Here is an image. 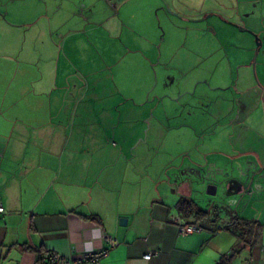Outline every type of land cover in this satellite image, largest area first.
<instances>
[{
	"label": "crops",
	"instance_id": "1",
	"mask_svg": "<svg viewBox=\"0 0 264 264\" xmlns=\"http://www.w3.org/2000/svg\"><path fill=\"white\" fill-rule=\"evenodd\" d=\"M93 1L96 0L81 3L83 7L94 6ZM115 4L106 0L104 6L115 9ZM70 9L71 6L62 21L54 15L58 22L50 24L47 31L56 30L64 47L76 36L69 44L73 57L68 59L77 65L78 77L67 67L60 68L53 56L48 87L41 84L45 71L38 66L36 73L27 75V79L36 80L37 87L25 90V64L30 61L6 52L10 42L3 45L0 205L4 211L0 214V264H46L48 259L40 258L51 253L70 260V264H264V237L258 235L257 241L249 246L231 231L219 228L225 224L208 222L211 217L188 216L178 209L180 199L194 200L184 183L193 173L190 169L185 174L177 164L172 170L165 168L153 173L150 162L142 166L136 163L139 158L119 134V148L106 145L107 137L102 132L112 127L117 111L126 118L128 113L132 114L138 121L137 113L151 101L147 56L133 60L141 66L143 76L140 75L138 87L124 88L129 102L97 104L81 100L73 104L87 90L92 91L88 96L93 101H97L98 95L117 96L119 90L112 73L94 66L95 54L87 48L91 41L93 48L97 45L94 39L88 42L84 39L85 33L92 32L84 25L91 17L77 16ZM113 13L111 9L104 12L103 19L111 18ZM114 55L107 65L115 67L121 61ZM46 61L38 58V63ZM82 75L89 76L90 81L85 83ZM58 81L62 83L57 84ZM261 94V106L253 105L251 98L245 100L243 107L248 113L239 127L246 135L244 150L249 154L256 152L264 169V92ZM92 125L98 130L89 131ZM194 125L192 138L201 139L200 129L205 126L197 122ZM217 144L218 140L213 139L210 149H216ZM187 156L184 159V154L181 159L197 165L199 155ZM121 218L124 222H120ZM185 224L201 230L182 233L180 228ZM103 234L117 240L108 255L99 262L78 260L86 250L108 246ZM153 250L158 254L143 258ZM224 256L226 259L222 260Z\"/></svg>",
	"mask_w": 264,
	"mask_h": 264
},
{
	"label": "rangeland",
	"instance_id": "2",
	"mask_svg": "<svg viewBox=\"0 0 264 264\" xmlns=\"http://www.w3.org/2000/svg\"><path fill=\"white\" fill-rule=\"evenodd\" d=\"M111 1L116 2L115 9L105 8L106 0L85 7L81 0H0V61L4 58V43L10 42L9 48L15 45L6 52L30 61L24 71V89L29 91L37 84L27 75L36 73L38 66L45 71L41 84L48 87L53 56L60 68L65 66L78 77L77 65L68 59L73 57L69 44L76 36L64 47L58 32L47 29L58 22L56 19L62 21L69 6L77 16L91 17L84 25L92 32L85 33L84 39H94L98 46L93 48L91 41L87 48L95 54L94 66L112 73L120 94L98 95L93 101L88 96L92 91L87 90L73 104L81 100L97 104L129 102L124 88L138 87L143 76L141 66L133 60L147 56V96L151 101L137 113L138 121L132 114L126 118L117 111L112 127L102 132L107 137L106 145L119 148V134L139 158L136 163L142 166L150 162L153 173L172 170L177 164L185 174L190 169L193 173L184 183L191 198L210 212L207 218L212 219L208 222L228 225L229 218L236 215L259 225L258 235L264 237V169L256 152L244 150L246 135L239 127L248 113L243 107L245 100L251 98L253 105L262 104L264 0ZM110 9L114 12L111 18L103 19L102 14ZM113 54L121 58L115 67L106 64ZM39 57L47 61L38 63ZM82 79L90 81L87 75ZM196 122L205 126L200 129L201 139L192 138ZM96 130L94 125L89 128ZM213 139L218 140L216 149H210ZM189 153L199 155L197 165L184 160ZM184 154L186 157L181 159ZM231 178H236L242 189L228 195ZM208 183L217 185L214 194L206 192Z\"/></svg>",
	"mask_w": 264,
	"mask_h": 264
},
{
	"label": "trees",
	"instance_id": "3",
	"mask_svg": "<svg viewBox=\"0 0 264 264\" xmlns=\"http://www.w3.org/2000/svg\"><path fill=\"white\" fill-rule=\"evenodd\" d=\"M178 209L183 211V213L188 216L193 215L197 218L205 217L206 219V217L210 214L208 210L202 209L194 200H190L188 198H182L178 201ZM219 228L231 231L238 237V239H240V241L248 244L249 246L257 241L258 232L261 230L259 225H254L252 221L241 219L237 216L233 217L231 224L220 226ZM250 236H253V238L250 239ZM46 258L49 260L50 255H42L40 259L44 260ZM225 259V256L222 257V260ZM218 264H221V262Z\"/></svg>",
	"mask_w": 264,
	"mask_h": 264
},
{
	"label": "built area",
	"instance_id": "4",
	"mask_svg": "<svg viewBox=\"0 0 264 264\" xmlns=\"http://www.w3.org/2000/svg\"><path fill=\"white\" fill-rule=\"evenodd\" d=\"M4 211V208L0 205V214ZM200 231L201 227H198L193 224H185L180 228L182 233L191 232V231ZM103 240L108 244L107 247H101L99 249L86 250L79 256L78 260L99 262L102 258L106 257L109 253V250L113 248L117 240L115 237L109 234L102 235ZM158 254V251H150L143 255L144 259H149L150 257ZM46 264H70V260H63L59 254L51 253L50 258Z\"/></svg>",
	"mask_w": 264,
	"mask_h": 264
},
{
	"label": "water",
	"instance_id": "5",
	"mask_svg": "<svg viewBox=\"0 0 264 264\" xmlns=\"http://www.w3.org/2000/svg\"><path fill=\"white\" fill-rule=\"evenodd\" d=\"M259 42H257V45L259 46ZM257 53H255L256 56ZM217 185L213 183H208L206 185V192L208 194H214L216 192ZM242 189V184L236 179L231 178L227 183V194H234ZM124 218L120 219V222H124Z\"/></svg>",
	"mask_w": 264,
	"mask_h": 264
}]
</instances>
